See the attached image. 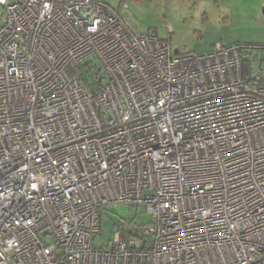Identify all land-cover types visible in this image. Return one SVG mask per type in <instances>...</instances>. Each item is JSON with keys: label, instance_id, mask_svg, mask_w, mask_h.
<instances>
[{"label": "built area", "instance_id": "obj_1", "mask_svg": "<svg viewBox=\"0 0 264 264\" xmlns=\"http://www.w3.org/2000/svg\"><path fill=\"white\" fill-rule=\"evenodd\" d=\"M136 28L105 0H0V264H264V45ZM119 203L151 221L96 247Z\"/></svg>", "mask_w": 264, "mask_h": 264}, {"label": "rangeland", "instance_id": "obj_2", "mask_svg": "<svg viewBox=\"0 0 264 264\" xmlns=\"http://www.w3.org/2000/svg\"><path fill=\"white\" fill-rule=\"evenodd\" d=\"M117 11L129 10L139 34L156 33L170 40L174 52L206 53L223 44L264 45V0H105ZM167 24L172 33L168 38ZM96 247H109L123 221L148 223L144 205L119 203L104 208Z\"/></svg>", "mask_w": 264, "mask_h": 264}, {"label": "water", "instance_id": "obj_3", "mask_svg": "<svg viewBox=\"0 0 264 264\" xmlns=\"http://www.w3.org/2000/svg\"><path fill=\"white\" fill-rule=\"evenodd\" d=\"M262 12L264 13V7H263V11ZM135 27H137V24H135Z\"/></svg>", "mask_w": 264, "mask_h": 264}, {"label": "crops", "instance_id": "obj_4", "mask_svg": "<svg viewBox=\"0 0 264 264\" xmlns=\"http://www.w3.org/2000/svg\"><path fill=\"white\" fill-rule=\"evenodd\" d=\"M133 19H134V18H133ZM135 24H136V23H135ZM137 27H138V25H137ZM213 47H214V46H213ZM213 47H212V48H213Z\"/></svg>", "mask_w": 264, "mask_h": 264}]
</instances>
